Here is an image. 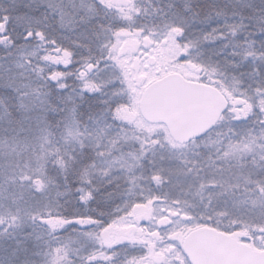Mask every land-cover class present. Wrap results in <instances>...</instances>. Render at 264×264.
Here are the masks:
<instances>
[{
  "label": "snow or ice",
  "instance_id": "6c2138e0",
  "mask_svg": "<svg viewBox=\"0 0 264 264\" xmlns=\"http://www.w3.org/2000/svg\"><path fill=\"white\" fill-rule=\"evenodd\" d=\"M0 264H264V0H0Z\"/></svg>",
  "mask_w": 264,
  "mask_h": 264
}]
</instances>
